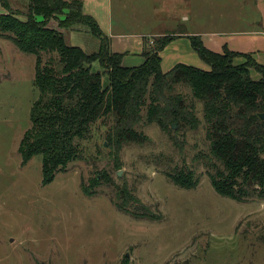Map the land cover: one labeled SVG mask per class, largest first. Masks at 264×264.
I'll return each mask as SVG.
<instances>
[{
    "label": "rangeland",
    "instance_id": "1",
    "mask_svg": "<svg viewBox=\"0 0 264 264\" xmlns=\"http://www.w3.org/2000/svg\"><path fill=\"white\" fill-rule=\"evenodd\" d=\"M145 1L82 0V12L110 42L109 24L114 32L138 35L151 28L144 20L168 21L164 11L157 14L162 3H167L170 19L181 6L179 0H149L147 8ZM204 4L202 0V13ZM27 5L25 0H0V14L9 11L24 20ZM190 5L186 15L193 19L201 6L198 12V0L195 8ZM164 21L156 24V36L144 39L147 48L182 32L173 24L174 29L165 30ZM62 35L68 46L85 54L99 50L100 40L87 25L62 30ZM182 61L193 63L188 57ZM34 73L35 57L0 36V264H264V198L237 202L214 191L199 104L196 129L173 124L174 130L163 131L141 119V143L109 147L105 128L94 127L80 142L81 157L42 185L41 156L22 165L18 153L38 95ZM179 172H191L196 186L175 185L170 175ZM121 189L153 219L119 211L114 201Z\"/></svg>",
    "mask_w": 264,
    "mask_h": 264
},
{
    "label": "trees",
    "instance_id": "2",
    "mask_svg": "<svg viewBox=\"0 0 264 264\" xmlns=\"http://www.w3.org/2000/svg\"><path fill=\"white\" fill-rule=\"evenodd\" d=\"M25 1L24 20L13 12L0 14V36L21 53L35 57L33 85L38 95L18 153L22 165L41 156L42 185L51 183L56 173L81 157L80 142L91 136L94 127L105 128L109 147L141 143L145 140L137 131L141 119L156 123L163 131L173 124L179 129H196L199 104L214 191L237 202L264 198V120L259 117L264 114V66L250 55L226 48L222 53L212 52L198 36H191V48L209 67L207 71L180 63L162 72L159 53L173 37L154 40L151 49L143 42V63L124 67V55L112 52L109 39L83 14L82 0ZM77 25H87L98 37V52L88 55L66 44L61 31ZM236 58L244 62L235 64ZM251 71L259 78L254 79ZM170 178L186 189L197 184L191 172ZM136 205V198L126 189L114 201L125 214L153 219Z\"/></svg>",
    "mask_w": 264,
    "mask_h": 264
},
{
    "label": "crops",
    "instance_id": "3",
    "mask_svg": "<svg viewBox=\"0 0 264 264\" xmlns=\"http://www.w3.org/2000/svg\"><path fill=\"white\" fill-rule=\"evenodd\" d=\"M154 1L159 0H152V2ZM179 1L181 6L177 8L178 16L176 15L174 19H170V15L166 14L168 9L167 3H162L161 11L157 13L160 14L164 11L165 16L168 17L167 20H171L169 23L163 20L165 30L166 27L171 28V30L175 27L182 29L181 33L176 32L172 34L176 38L159 53L162 72H168L176 64H186L185 61H182L186 57L191 59L192 64H194L190 66H196L197 68L200 65L203 67H199V69L209 70V67L204 66V63L200 62L201 60L191 48L190 41L188 40L191 36H198L204 47L212 52L222 53L223 49L226 48L233 53L250 55L257 64L264 66V0H204L206 5L204 4L203 13L202 0H198V12L200 6L201 12L198 15L193 14V19L190 15L188 17L186 13L189 14L191 12L190 4L195 8L196 0ZM185 3H187V9H185ZM142 5H147L148 8L151 6V3L149 0H146ZM206 13L211 14V16L204 18V14ZM144 21H149L146 26L149 24L151 28L148 27V31H141L138 35L118 30L114 32L111 24H109L111 51L124 54L122 59L124 67H138L143 63L144 59L141 57V52L144 39L156 36L155 32L157 30L155 26L158 22H163L161 20H158L157 23L156 20L153 22L150 20ZM215 22L219 24L216 25ZM172 24L174 28H172ZM178 47L183 48L184 54L180 52ZM243 62V58H236L234 60L235 64H242ZM251 73L255 72L251 71ZM252 77L258 79L259 75L256 74V76Z\"/></svg>",
    "mask_w": 264,
    "mask_h": 264
},
{
    "label": "water",
    "instance_id": "4",
    "mask_svg": "<svg viewBox=\"0 0 264 264\" xmlns=\"http://www.w3.org/2000/svg\"><path fill=\"white\" fill-rule=\"evenodd\" d=\"M259 117L264 120V114H261ZM172 128L175 129V125H173ZM117 176L120 177V172L117 173Z\"/></svg>",
    "mask_w": 264,
    "mask_h": 264
}]
</instances>
